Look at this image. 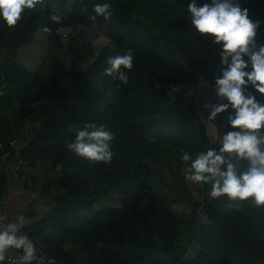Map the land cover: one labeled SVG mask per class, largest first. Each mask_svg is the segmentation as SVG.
<instances>
[{
  "label": "trees",
  "instance_id": "16d2710c",
  "mask_svg": "<svg viewBox=\"0 0 264 264\" xmlns=\"http://www.w3.org/2000/svg\"><path fill=\"white\" fill-rule=\"evenodd\" d=\"M67 1V15L51 0H37L16 25L0 20V158L16 156L24 172L43 162L38 190L50 202L45 211L30 212L29 235L59 264H264V205L213 198L201 182L184 189L191 192L180 203L190 211L185 217L172 209L177 198L165 202L155 189L157 174L164 177L155 167L157 152L170 149L175 165L190 164L180 160V149L195 158L218 147L233 111L209 118L211 109L201 104L223 102L211 92L225 65L209 34L194 32L187 0H110L112 16L96 20L93 5L103 0ZM241 2L262 21L258 47L264 43V0ZM40 31L44 54L40 62L31 55L39 64L28 67L20 53ZM102 36L114 52L94 45ZM129 48L135 60L123 84L104 68L107 57ZM86 121L115 132L110 163L67 148L74 127ZM168 160L172 175L178 166ZM189 238L195 254L187 258Z\"/></svg>",
  "mask_w": 264,
  "mask_h": 264
},
{
  "label": "clouds",
  "instance_id": "9594fccd",
  "mask_svg": "<svg viewBox=\"0 0 264 264\" xmlns=\"http://www.w3.org/2000/svg\"><path fill=\"white\" fill-rule=\"evenodd\" d=\"M37 0H0V20L14 26L25 9L35 8ZM92 20L97 16H112L110 0L93 5ZM188 15L195 33L209 34L206 38L219 45L221 75L215 77L216 94L223 102L206 101L209 118L229 108L230 127L223 132L218 147L192 152L181 148L180 160L184 177L193 182L209 185L208 195L229 200H248L264 205V43L256 47L261 20L253 19L241 0H187ZM52 19L60 21L59 15ZM47 31V26H45ZM197 36V35H196ZM135 50L127 49L107 57L104 72L121 81L129 82V71L134 66ZM251 86V87H249ZM115 132L105 123L86 121L67 142L73 153L93 161L110 163L114 156ZM29 219L23 213L14 220L0 222V264L7 259L10 248L21 250L19 264H32L37 260L36 242L25 225Z\"/></svg>",
  "mask_w": 264,
  "mask_h": 264
},
{
  "label": "rangeland",
  "instance_id": "374dc122",
  "mask_svg": "<svg viewBox=\"0 0 264 264\" xmlns=\"http://www.w3.org/2000/svg\"><path fill=\"white\" fill-rule=\"evenodd\" d=\"M137 1L139 3H141L143 0H137ZM161 2L167 4L169 2V0H161ZM50 4L57 11L61 12L63 15H67L72 9V3H70L67 0H51ZM146 4H147V2H146ZM40 5H44V3H40ZM43 38L44 39L46 38V34L42 31H40L37 34V42L30 45L27 50H24V51H22V53H20L23 57L21 59L19 58V60L24 62L25 65H27L28 67H33V68L37 67V64H39L37 60L42 59V56L44 53L41 54V52H42L43 48H42V50L41 49L38 50V47L41 48L44 45V42L42 43V41H41ZM94 43H95L94 45L97 48L103 47L105 45V46L109 47V49L114 52V46H113L111 40L107 39L106 37L102 36L97 41H95ZM36 50H38V51H36ZM32 51L36 52V53L33 54ZM31 55L32 56L34 55V58H36L38 56V59L37 60H35V59L29 60V58L32 57ZM40 60H39V62H40ZM92 81L99 83L97 77L92 78ZM64 84H66V81H64ZM63 86L65 87V85H63ZM207 126L210 128L209 123H207ZM81 127L82 126L74 127V131L77 132ZM212 132H213L212 129H210V134ZM162 151L163 150L160 149L156 154V158H159L160 160L155 165V167L158 169V172L163 173L164 177L161 178L159 176L160 174H157V177H155V179H154V182L156 183L155 189L157 192H159L163 196V198L165 197L164 198L165 202H170V201H172V199L177 198L179 200V203L173 204L172 209L175 212H178L180 214L181 213L186 214L185 215V217H186V216H188V214H190V211L188 210V208H186V207L183 208L182 206H180V203L185 202V200L188 199L187 197H189V195H191V192L189 194H187L184 192V189L185 190H190V189L193 190L194 188L199 186V184H201V182H193V181L185 179L184 172H183V165L181 163L175 165L176 160L172 159V158H174L173 152L170 149L169 150L164 149L163 153H162ZM165 157H167L169 159L168 164L170 166H178V169H176V168L173 169L172 175L170 174V170L168 169V165L164 163ZM37 164L43 166L44 163L42 162V164H41L39 162ZM160 169H161V171H160ZM162 180H164V181H162ZM184 184H185V187H183ZM193 192L195 193V191H193ZM235 205H237V203H235ZM230 206H234V205L230 204ZM192 234L194 236L196 233L193 232ZM193 240H194L193 238H189L187 241L188 247L190 246V249H188V247H187V249H188L187 255L188 256H185L187 258H190V256L195 254V250L191 249L193 244H194ZM197 246L198 245H196L195 248ZM179 248L181 249L182 247L180 246Z\"/></svg>",
  "mask_w": 264,
  "mask_h": 264
},
{
  "label": "crops",
  "instance_id": "0c3cea01",
  "mask_svg": "<svg viewBox=\"0 0 264 264\" xmlns=\"http://www.w3.org/2000/svg\"><path fill=\"white\" fill-rule=\"evenodd\" d=\"M211 95H216V91L211 92ZM201 104L204 105V103ZM206 110L208 109L204 107V111ZM21 162L23 161H19L16 156L5 157L4 164L0 167V177H3L0 205L4 213L1 222L4 223L14 220L20 213H23L29 222H32L34 219L30 216L32 210L41 213L50 206V202L46 201L45 198L43 199L38 190L37 180L39 181L40 178L38 177L43 176L41 173L42 166L36 164L24 172L20 166L22 165ZM13 249L10 248L9 251ZM4 264L10 263L4 262Z\"/></svg>",
  "mask_w": 264,
  "mask_h": 264
},
{
  "label": "built area",
  "instance_id": "2783aa9c",
  "mask_svg": "<svg viewBox=\"0 0 264 264\" xmlns=\"http://www.w3.org/2000/svg\"><path fill=\"white\" fill-rule=\"evenodd\" d=\"M5 157H6V155H3L1 157L0 167L4 164ZM23 163L21 162V164H23ZM2 182H3V177H0V188H1ZM3 217H4V213L0 209V222L3 220ZM34 241L36 242V245H37L38 256H37V260L32 262L33 264H59V262L57 261L56 258L48 256L47 254H45V252L42 249V244L38 239L35 238ZM20 254H21V250H19V249L14 248L12 251L8 250L6 253L7 259L4 262H6V263L8 262L10 264H19Z\"/></svg>",
  "mask_w": 264,
  "mask_h": 264
}]
</instances>
